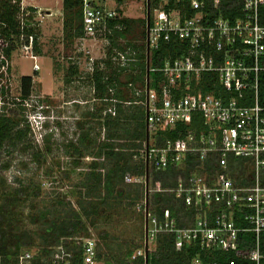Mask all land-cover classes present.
<instances>
[{
	"label": "trees",
	"instance_id": "trees-1",
	"mask_svg": "<svg viewBox=\"0 0 264 264\" xmlns=\"http://www.w3.org/2000/svg\"><path fill=\"white\" fill-rule=\"evenodd\" d=\"M20 1L0 0V39L6 44L0 54V71L4 68L5 73L10 71L7 61L18 47L22 34H35L32 27L22 31L18 19ZM219 6L224 15L234 21L241 14L242 0H221ZM119 10L123 12V9ZM63 12L66 36H83L82 2L64 0ZM119 22L123 28L109 36L108 59L103 61V67L95 64L92 73L96 95L101 100L114 99L117 114L114 117L106 115L104 118L101 115L99 124L107 129L108 133L99 144L100 152L92 157L88 169H80L76 173L68 190L65 191L60 186L51 193L44 194L41 184L35 182L33 173L23 178L12 176L14 181L10 180V176H7L10 163L3 160V157L8 151L7 145L21 141L23 133L19 128V119L12 116L0 117V264H19V256L27 250L36 253L31 264H52L54 254L60 249L72 252V264H82L80 243L86 239L94 241L97 261L104 264H129L131 255L143 246L146 186L143 182L127 181V175L134 178L146 177L148 206L156 212L159 221L173 213L179 228L191 227L195 222L200 207L196 204L187 205L183 198L176 197L172 189L177 188L179 180L186 182L194 171L209 172L212 165L216 166V160L200 163L196 154H189L183 166L160 170L152 163L148 165L142 157V151L148 141L146 99L144 94L136 95V90L145 88L148 76L147 20L125 16ZM260 23L264 25V0L260 3ZM36 38L35 36L34 41ZM119 39L124 42V46L118 42ZM176 46L172 41L162 42L160 47L150 54V68L161 67L169 54L175 56ZM114 47H130L137 52L138 60L130 67V72L110 60ZM35 50L38 52V47H35ZM261 64L264 67V58ZM5 73L0 72V76L4 77ZM124 73L127 77L122 82ZM161 76L160 72L150 71L151 86L156 85ZM211 79V76H206L199 83L194 81L192 87H201L204 92H210L214 88ZM32 80L29 75L22 76L21 100L30 97ZM259 87V101L264 105V70L259 73ZM7 93L8 88L0 84L1 101ZM11 113L15 116L17 110L11 109ZM203 129L205 125L202 118L194 115L192 123L188 126L180 125L174 130L159 131L156 142L160 144L166 139L180 140L188 131L199 133ZM72 148L80 156L84 155L85 149L83 151L74 145ZM246 165L244 158L230 155L226 172L235 184L252 182L251 178H246L248 174L252 176ZM46 166V173L48 168H52L66 175L65 169L63 171L60 167H51L47 163ZM260 183L264 186V170L260 173ZM120 209H123L124 213H127L128 209L136 211L134 217H126L128 231L116 229V226L110 227L98 233L101 241L97 233L93 234L91 227L105 219L113 222L112 218L119 215ZM243 213L241 209L235 212L237 226H247L242 219ZM133 219L136 222L134 224ZM120 233L124 236H119ZM114 247L120 252L117 250L116 253ZM257 247L263 255L259 261L250 256ZM199 255L208 263L229 264L234 261L235 264H264V232L260 233L257 241L254 232L241 231L227 250L207 252L198 243H182L178 246L175 233L163 231L157 233L151 242L147 261L148 264H183Z\"/></svg>",
	"mask_w": 264,
	"mask_h": 264
},
{
	"label": "built area",
	"instance_id": "built-area-1",
	"mask_svg": "<svg viewBox=\"0 0 264 264\" xmlns=\"http://www.w3.org/2000/svg\"><path fill=\"white\" fill-rule=\"evenodd\" d=\"M79 1L82 2L83 38L102 37L109 45V36L123 28L119 20L124 16L119 8L128 0L121 3ZM220 1L143 0L147 20V70L160 72L162 76L152 86L147 76L145 88L136 90V95L144 94L146 99L148 143L142 157L148 165L152 163L160 170L183 166L189 154H196L200 163L216 160V166L212 165L209 172H192L186 182L179 180L177 188L172 189L187 205L200 207L191 227H177L173 213L159 221L149 206L146 211L144 203L143 246L131 255L129 264H147L146 243L149 250L157 233L163 231L175 233L178 246L198 243L207 252L227 250L241 231L254 232L257 241L264 232V186L260 183V173L264 170V105L259 101V73L264 70L262 0H242L241 14L234 21L224 15ZM25 2L20 1V14L26 10ZM21 28L23 31L25 27ZM22 36L29 37L24 47L33 49L34 36ZM171 41L177 44L176 55L169 54L161 67L150 68V54L162 42ZM110 60L130 70L138 60L137 52L130 47H114ZM206 76L212 78V91L192 87V82L199 83ZM194 115L202 118L205 129L199 133L188 131L180 140L156 142L159 131L188 126ZM230 155L240 156L252 165V176H246L252 179L251 183L233 182L226 172ZM135 181L147 184L145 176ZM238 209L244 211L242 219L246 227L236 224ZM80 244L82 264H100L94 241L86 239ZM35 254L23 252L19 264L31 262ZM250 256L256 261L263 257L258 247ZM71 257L72 252L60 249L54 254L52 264H72ZM183 264L218 263L205 262L199 255Z\"/></svg>",
	"mask_w": 264,
	"mask_h": 264
},
{
	"label": "rangeland",
	"instance_id": "rangeland-1",
	"mask_svg": "<svg viewBox=\"0 0 264 264\" xmlns=\"http://www.w3.org/2000/svg\"><path fill=\"white\" fill-rule=\"evenodd\" d=\"M25 7L26 10L18 19L22 27L34 28L36 43L34 41L33 49L25 48L24 44L29 37L22 36L11 59L7 61L10 71L5 73L4 68L0 71L5 73L4 77L0 76V84L8 88L7 95L0 100V117L19 119L23 136L21 141L7 145L8 151L3 160L10 163L7 176L12 181V176L23 178L33 173L35 182L41 184L44 194L60 186L66 191L76 173L80 169H88L92 157L100 152L99 144L108 133L99 124L101 115L104 118L106 115L114 117L117 114L114 99L101 100L96 95L92 81L93 64L103 67V61L108 59L109 45L102 37H67L61 0H26ZM122 9L124 17L143 19L146 15L143 0H128ZM118 42L122 45L124 43L121 39ZM5 46L0 39V54ZM35 47H38V52ZM25 75L33 79L32 92L29 98L21 100V78ZM126 77L124 73L121 81L124 82ZM11 109L17 110L15 116ZM73 145L83 151L85 149L84 155L74 152ZM75 162L80 164L76 165ZM46 163L51 167H60L63 171L65 169L66 175L52 168H48L46 173ZM246 166L252 169L251 164ZM126 179L129 182L135 181L134 177L128 175ZM145 193L144 203L148 201L146 187ZM118 214L112 218L113 222L105 219L91 227L93 234L97 233L101 240L99 234L110 227L116 226V229L128 231L126 217H134L136 211L128 209L124 213L120 209ZM119 236L124 234L120 233ZM117 250L114 247L116 253L120 252Z\"/></svg>",
	"mask_w": 264,
	"mask_h": 264
},
{
	"label": "water",
	"instance_id": "water-1",
	"mask_svg": "<svg viewBox=\"0 0 264 264\" xmlns=\"http://www.w3.org/2000/svg\"><path fill=\"white\" fill-rule=\"evenodd\" d=\"M147 75H148V77H149V68H148V70H147ZM146 190H147V194H148V182H147V184H146ZM147 198H148V196H147ZM148 210V201L146 202V211ZM146 249H147V252H148V244L146 243ZM147 264H148V262H147Z\"/></svg>",
	"mask_w": 264,
	"mask_h": 264
}]
</instances>
